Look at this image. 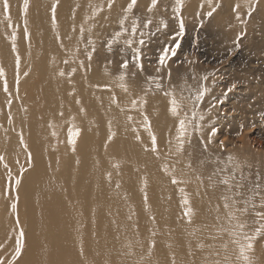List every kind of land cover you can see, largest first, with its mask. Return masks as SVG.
<instances>
[{"label": "bare ground", "instance_id": "6f19581e", "mask_svg": "<svg viewBox=\"0 0 264 264\" xmlns=\"http://www.w3.org/2000/svg\"><path fill=\"white\" fill-rule=\"evenodd\" d=\"M22 1L10 0L12 22L21 13ZM101 2L103 0H59L56 22L53 23L51 12H46L53 6V2L29 0L28 27L34 28L33 43L41 49V52L31 50L29 56L37 57L36 65L47 74L45 78L37 75L44 100L43 115L38 124L33 116L31 121L25 118L20 124L22 128L29 130L28 135L23 136L30 142L35 167L27 174L28 180L22 182L18 192V224L17 213H11L8 197L0 195V245H3L0 248V259L5 260L7 264V257L10 259V254L13 256L15 250L13 239L18 237V231L23 229L24 234L27 231V245L26 253L19 260L20 264H170L173 257L175 264H216L217 261L220 264H240L233 252L234 243L226 238L224 233L217 232L219 224L215 206L220 202L223 186L208 187L207 183L210 182L207 177L216 167L214 161L217 156L225 160L228 155H232L236 162L241 164L245 174L251 178L249 183L253 180L264 184V86H260L264 84V77L255 82L247 78L263 75L254 69L258 65L253 67L249 62L264 63V36L262 40L252 41L255 32L264 33V27L251 23L255 21L253 19L264 18V0H260L256 11L249 17L251 21L245 24L238 21L236 13L233 15L230 10L231 4H240L241 19L244 21L247 18V8L244 10L243 5H247L243 0H224L225 3L217 11L219 22L220 14H228L230 29L224 33V42L228 43L230 38L237 37L243 31V38L237 39L239 47L247 49L250 45V50L255 49L262 55L250 59L248 70H244L245 75L241 72L229 74L230 85H241L237 97L234 98L235 102H223L224 106L220 108L219 101L225 96V90L217 86V93L209 99H204L203 104L199 105L204 120L200 122L201 130L193 133L191 140L199 139L203 135L207 141L211 128L218 131L212 138L207 152L202 150L200 139L197 142L192 140L191 145H197V154L194 153L197 156L196 162L191 157L186 158V149L181 155L167 157L165 154L168 139L173 138L175 143L178 121L168 111L167 98L161 92L155 91L154 85L151 86L152 90L147 92L148 103L138 106L139 110H132V121L127 119L125 108L132 99L143 96L149 88V82L143 72H139L133 64L129 66L128 82L131 87L125 93L118 82L108 78L111 74L119 75L118 60L114 63L109 60L112 62L110 65L108 57L101 52L99 62L91 61L90 65L89 62H84L85 67L78 66V58L71 53L77 48L78 53L85 51L86 54L91 50V46L84 47L80 44L79 28L83 25L84 38L96 37L100 31V18L98 15L92 19L89 17H92L96 7L101 6ZM147 2L150 3L149 0L145 3ZM128 3L130 0H114L108 15V18H111L108 25H113L109 24V21L114 23V19H121L125 15L124 9ZM185 11L186 14H194L196 21L193 23H197V3L192 2ZM222 25L218 23L217 27ZM74 27L76 31H73ZM12 31L10 22L0 9V65L7 71L9 86L12 85L10 75L14 74L15 68V53L11 50ZM234 43L225 45L233 47ZM97 46L95 44V47ZM234 46L237 48L236 43ZM23 47L22 37L17 41L19 53L23 52ZM220 48L223 49L224 46L221 45ZM63 54H67L69 61V74H66L70 75L71 69L76 68L74 75L61 77L59 67L57 70L51 69L50 61L54 58L65 61ZM40 56L42 58L39 60ZM176 72L175 69L171 74V84L175 86L178 98L181 94L186 97L189 94L184 92L185 86L175 77ZM132 73L136 75L133 77ZM162 77H165V72ZM163 80L167 86L169 80ZM2 85L0 80V109L7 112L9 109ZM97 85H100V88ZM104 85H108L111 90L101 88ZM144 85L147 86L146 89ZM113 95L117 103L112 102ZM233 96L234 93H229L226 98L231 101ZM212 104H216L212 110L216 114L209 116L206 110ZM184 105H189V101L185 100ZM13 108L14 105L11 112ZM218 110L222 111L221 114L217 113ZM141 111L151 120L152 130L158 138L162 153L161 159L145 152L141 142L135 139L132 129L138 128L143 144L150 143V137L142 127ZM61 112L63 116H60ZM68 117L71 122L74 117V121L80 122L79 126H82L80 142L75 145L74 152H69L71 154L59 151L46 157L44 144L41 140L40 143L38 141V125L39 129L46 131L45 135L51 136L50 125L66 123V120L70 121ZM6 120V116H0V122L5 124ZM108 122L114 125L113 131L116 133L111 142L107 141ZM5 125L9 129L6 133V144L1 145L0 141V147L3 149L0 151L5 154V163L12 168L17 148L18 156L24 158L25 153L19 149V142L13 137L11 127L8 123ZM63 125L60 126L61 129ZM241 125L243 134H240ZM1 133L3 131L0 130V138ZM48 141L51 143V137ZM220 141H224L223 150L219 147ZM190 160L192 167L188 168L186 165ZM201 161L205 163L201 164ZM117 164L119 167H115ZM165 164L170 170H175L177 178L187 183L172 184L169 175L162 170ZM192 168L201 173L202 184L197 180L198 174ZM55 170L59 172V176ZM0 173L5 175L1 163ZM0 177L4 178L2 175ZM4 187L1 180L2 192ZM180 188L185 189L194 210L190 223L183 215L184 205ZM145 192L147 202L144 200ZM223 211L221 208V215ZM251 216L255 217L250 210L247 215L241 216V219ZM211 221L216 222V225H212ZM153 240L155 247L151 246ZM225 243L228 245L227 249L223 247ZM81 246L83 253L80 251ZM11 249L13 251L10 253Z\"/></svg>", "mask_w": 264, "mask_h": 264}, {"label": "rangeland", "instance_id": "374dc122", "mask_svg": "<svg viewBox=\"0 0 264 264\" xmlns=\"http://www.w3.org/2000/svg\"><path fill=\"white\" fill-rule=\"evenodd\" d=\"M51 3L53 2V5L56 3V0H50ZM143 1V0H142ZM145 2L148 0H144ZM150 3H145V2H140V0H137V4L136 6L133 8V11L128 15V20L125 22L124 27L129 28V30L131 29L132 26V22L134 20H138L139 21V27L137 29V38H139V33L140 31L144 30V25L147 22L148 18L152 19V25L149 26L148 31L150 33H155V29L157 27H161V31L158 33H155V35H146L144 37V39L146 40V44L142 47L141 51H142V57H143V64H144V71L143 73L145 74L146 77L149 76H162V73L167 71H170L171 74L174 73V70L176 69L177 72L175 73V77L177 78V80L179 81V83L183 86H185V91L184 92H188V94L192 93L194 94L195 89L198 87L199 83H203L205 84L209 89V93L205 96L206 98H211L213 95H215V93H217V86H220V88H223L225 90V92L227 91V88L230 87V82L228 81L229 79V74H231L232 72H241L242 74L245 75L244 70H248L249 65L248 62L250 61V59H256L259 56L262 55V53H258V51L254 50H250V45L247 49H243L240 47L234 48L235 43L233 44V47H228L225 44L228 43H233L236 42L237 39H242L243 36L238 35L237 37L234 36L233 38H230V41L224 42V33H226L230 28V23L227 20L228 14L227 13H222L220 14V22L217 20V11L219 10V8L222 6L224 2V0H212V5H209L206 0H184V9L181 13V15L183 16L184 19V23H185V35L183 37H178L177 41L180 42L181 44V48L177 51V56L173 57L171 60H169L168 65L166 67V69H162L161 72L158 74L156 72V68H157V60H158V56L160 54V49L162 46H164L165 41L167 40L168 43H171V39L170 36L172 35V33L178 29V22L176 19H174V14H173V7H174V2L175 0H159V3L157 4V7L152 11V12H148L147 9L151 4V0H149ZM192 2H196L197 3V23H193L195 20L194 14H186L185 9H187V7L192 3ZM243 2H245V0H243ZM204 4L203 9H200V5ZM114 4V3H113ZM112 4V5H113ZM219 5V7L216 9V15L215 12L213 13V15L211 17H208L206 15V13L208 11L211 10V7L215 6V5ZM108 0H103V2H101V6L99 7H103V11L100 12L98 14L99 18H100V24H99V33L96 34V37L94 39H91L89 36H86V38H84L83 40L79 39L80 44H83L84 47L87 46H91L88 44V40L91 39L93 41H95L96 43V51L92 54V60L93 62H99V55L101 54V52L106 55L108 57V64L112 65V62L114 63V61L116 62L117 60L120 62L119 65H121L123 60L126 59H130L132 56V51L131 48H127L124 44H123V40L126 39L128 37V34L125 33L121 38L120 41L113 44L112 46V51H108L107 47H106V42L109 41L113 34L117 31H120V24L119 21L122 19H114L113 21H115L114 23L109 21V24H113V25H108V20H110L111 18H108L109 13L112 9L108 8ZM236 4H231V13L234 15L235 12L233 11V7ZM21 10H20V15L19 17L16 18V20L9 21L10 22V27L12 28V24L17 25V41L18 39H22V37L24 38V47H23V52L19 53L20 57H21V64H20V68H19V94L18 95H14L12 97V103L14 105V108L11 112V120H9V111L5 112L2 109H0V116H6L7 120L6 123H8V125L11 127L12 130V135L13 137L17 138L18 142H19V134L22 132L23 135H28L29 130L28 129H24L22 128V120H24L25 118L28 119V121H31L32 116L36 119L37 124L38 121L40 120V118L43 115V106H44V100L43 97L41 96L42 93V88L39 84L37 75L45 78L47 76L46 73H44L43 71H41L39 69L38 64L36 65V62L38 60L37 57L33 56H29V52L31 50H34L36 52H41V49L39 47V45H36L35 43H33V34H34V28L31 27V29L28 27L27 24V30L28 32L31 34L30 38L26 35L25 31H24V13H23V1L21 2ZM245 8H247V6L243 5V9L245 10ZM242 9H240L239 11H241ZM256 11V10H255ZM46 12L50 13L51 12V8L46 10ZM254 14V12L252 13V15ZM202 16V17H201ZM204 16V17H203ZM253 17V16H252ZM251 18V17H250ZM249 16L247 15V18L244 19V24L247 21H251ZM161 19L167 21L168 23V28L164 29L162 27V25H160V21ZM200 19V20H199ZM222 20H224L223 22H221ZM255 21H251V23H253V25H260V27H264V18H259V19H253ZM255 22V23H254ZM193 23V24H192ZM218 23H222V26L217 27ZM109 26V27H108ZM241 27V26H240ZM221 31H224L223 33ZM39 34L41 35V32L38 31ZM262 36H264V33L261 32H255L254 34V38L252 41L255 40H262ZM233 40V42H231ZM40 44V43H38ZM218 45H222L224 46L223 49L220 48V46L218 47ZM136 44H133L132 47H136ZM85 52V51H84ZM81 52V53H76L75 56L78 58V61L83 60L84 62L88 63V60L86 59V55H84L85 53ZM74 53V52H73ZM71 53V54H73ZM65 55V54H63ZM67 55V54H66ZM64 56V60H67V56ZM250 55V56H249ZM258 56V57H257ZM249 57V58H248ZM256 57V58H255ZM42 58V56L39 57V60ZM32 59V60H31ZM10 60V57H9ZM30 60V61H29ZM111 60V61H109ZM187 61H191V63H188ZM11 62V61H10ZM15 63V61H14ZM106 63V62H105ZM106 63V64H107ZM51 64V69L52 70H57V68L59 67V71L60 69L62 71H64L65 75L69 74V67H68V63L65 64L63 61H60L59 58H54L53 60L50 61ZM63 64V65H62ZM132 63H129V66H131ZM251 66H256L258 65L256 68L254 67V69H256V71L259 70L260 73H262L263 75H259V77L256 78H250V76H247V78H249L251 81L255 82L258 80H261L264 77V64L263 62L261 63V61L259 63H250ZM256 64V65H255ZM1 66V65H0ZM15 67V66H14ZM262 67V68H261ZM4 68V67H3ZM261 69V70H260ZM5 72H6V76H7V80H8V75H7V71L4 68ZM262 71V72H261ZM27 72L28 75L25 76L23 73ZM68 73V74H66ZM15 75H16V68H14V74L10 75L11 76V80H12V85L9 86V90L12 92H15ZM110 75V74H109ZM204 75H208L209 79L205 82L202 81V77ZM117 76L118 75H113L111 74L110 77H108L109 79L113 80V81H117ZM193 77H195V79H193ZM3 77H0V80L3 82ZM166 80V78H165ZM164 80L161 81L162 84H164ZM129 88L131 87V83H129ZM230 86H229V85ZM260 86H264L260 85ZM100 88V87H99ZM103 89L106 90H111V88H105V87H101ZM147 86L144 85V89H146ZM241 88L240 84H236V87L233 89L232 92L230 93H234L235 96H233L232 100L230 101L229 99L226 98L225 96H222V100L219 101L220 104V108H222L221 106H224V103H228V102H235V99L237 96L236 94L239 93L238 90ZM185 94V93H184ZM229 94V93H227ZM132 95V92L129 94V97ZM224 95V93H223ZM112 100V99H111ZM5 102L7 103V94L5 97ZM12 105V106H13ZM213 105L215 107L216 104H212L210 105L206 112L208 113L209 116H213L214 114H216L215 112H213ZM128 106V105H127ZM118 108V106H117ZM211 108V111H209L208 109ZM126 109L127 115L131 116L132 114V109H131V105L129 104V106ZM222 111L218 110L217 113L221 114ZM68 119L70 121L66 120V123L63 122V124H54V127L50 128V135L51 136H47L45 134L46 131L43 130L42 128L39 129V125H38V141L40 143L41 142L44 144V152L46 157L49 156H53L55 153H59L62 152L64 154H67V152H74L72 150V145L68 142V130L70 127H72L73 123L75 124V126L77 128H79L81 130L82 126L80 125V122L77 123L75 121L71 122L70 117H68ZM71 123V124H70ZM3 123V121L0 122V130L3 131V133H1V145H5L6 144V139H7V130L9 129V127H7V125H5ZM63 125V128L61 129L60 126ZM109 125V122H108ZM41 127V125H40ZM111 128L112 131L114 130V125L111 123ZM109 129V127H108ZM53 131H55L56 135H53ZM247 132V131H245ZM51 137V143H49L48 138ZM81 139V131H80V135L77 139L76 145L80 142ZM25 140V139H24ZM193 142H197V138L192 139ZM191 140V142H192ZM200 141V140H199ZM25 143H27L28 148L27 150L23 149V147L20 145V143H18V145L20 146V150H23L25 155L24 158L18 156L17 154V150L15 151V155L13 157V167L11 168L8 165V168L11 170L13 177L17 178V173H20L19 178L21 179V184L19 185V188L17 190L16 185L13 183L10 189V195L8 194V187H7V180H6V169L4 167L5 165V161H0V163L3 165V168L5 169V175L0 173V175H2L4 178L0 177V181L2 180L4 182V190L3 192L0 190V195L4 196L5 198H7V200L9 201V206L11 209V204L14 202L13 201V197L16 196L17 191L20 192L21 187H22V182L27 181L28 177L27 174L30 173V171L33 170L34 166V162L33 159L31 160V163L28 162V156H27V152H31L30 149V142L25 140ZM67 145V146H66ZM185 149L186 152L188 153L187 157L188 159H190V157L192 158L193 161L197 160V156L194 154H197V145L195 147H193L191 144H185ZM104 148V147H103ZM63 151H61V150ZM0 150L2 151V147H0ZM203 150V148H202ZM0 151V155H5L4 153H1ZM32 154V153H31ZM71 154V153H69ZM205 155V154H204ZM206 156V155H205ZM5 157V156H4ZM192 160H190L192 162ZM17 161H19V163H17ZM196 162V161H195ZM193 169V168H192ZM193 170H195L196 174H198L201 177V173H197L196 169L194 168ZM58 176H59V172L58 171H54ZM246 176H248L247 174H245ZM249 178V177H248ZM248 180H251V178H249ZM253 181V180H252ZM251 181V182H252ZM250 182V183H251ZM208 187H212L211 184H208ZM259 197L256 198V202L259 203L258 201ZM19 202V201H18ZM18 202H17V206H18ZM8 203V202H7ZM11 213H12V209H11ZM257 218L254 216L249 217L248 219H241L242 222L245 223V232H248L249 234H252V232H254V230L259 227V223H255L254 221ZM204 221H208V220H204ZM212 225H216V222L211 221ZM219 224V227L221 225H223L224 227H227L226 225H228L227 223H225V221H217ZM229 226V225H228ZM19 232V231H18ZM27 233V231H25V234ZM226 236V238H228L231 241V238L229 236V234L227 232H223ZM17 237H15L13 239V241L15 242V239ZM24 240V248L23 251L21 253V255L19 257H15V250L13 252V256L12 254H10V259L9 256L7 257V264H12V260L15 259L17 264H20L19 260L22 258V256L26 253V245H27V239H25V235L23 237ZM13 250H10V253ZM233 252L235 253L234 255H239V248L238 245L234 244L233 246ZM7 254V253H6ZM253 264H264V239H261L260 237H257V240L255 241V247H254V251L249 253ZM240 262V264H243L242 261L238 260Z\"/></svg>", "mask_w": 264, "mask_h": 264}, {"label": "snow or ice", "instance_id": "6c2138e0", "mask_svg": "<svg viewBox=\"0 0 264 264\" xmlns=\"http://www.w3.org/2000/svg\"><path fill=\"white\" fill-rule=\"evenodd\" d=\"M206 2L209 5H212V0H206ZM114 3V0H108V8L111 9L112 4ZM159 3V0H151V4L148 7L147 11L152 12ZM245 3L247 5V15L251 17L252 13L256 10V7L259 5L260 0H245ZM137 0H130V3H128L127 7L124 9L125 15L122 17V19L119 21L120 24V31H117L113 34L112 38L106 42V47L108 51H112L113 44L120 41V38L127 33L128 37L123 40V44L127 48H131L132 56L130 59L123 60L120 65V73L117 76V81L119 84V87L127 93L129 91V63H132L134 67L139 71H144V64H143V57H142V47L146 44V40L144 37L146 35H155V33H158L161 31V27H157L155 29V33H150L148 31V28L150 25H152V19L148 18L146 24L144 25V30L140 31L139 38H137V29L139 27V21L134 20L132 22L131 29L124 27L125 22L128 20V15L133 11V8L136 6ZM59 6V0H56V3L51 7V20L53 23L56 22V11L57 7ZM11 4L10 0H0V9H2L3 14L6 16L8 21L12 20L11 16ZM30 7L29 0H23V13H24V31L26 35L30 38V33L27 30V15L28 10ZM204 4L202 3L200 5V9H203ZM219 7V5H215L211 7V10L206 13L208 17H211L213 13L216 11V9ZM184 9V0H175L174 7L172 9L174 14V19L178 22V29L175 30L172 35L170 36L171 43H168V41H165L164 46L160 49V54L158 56L157 60V68L156 72L159 74L162 69H166L169 60H171L173 57L177 56V51L181 48L180 42L177 41L178 37H183L185 35L186 29H185V23L183 16L181 15L182 11ZM240 4H236L233 7V11L236 13V19L238 21H241V23H244V21L241 19V13L239 11ZM103 11V7H96L93 10L92 17H89V19L94 18L96 15H98L100 12ZM160 25L164 29L168 28L167 21L161 19ZM13 31L11 33V50L15 53V68H16V75H15V92H12L9 90L8 80L6 76V72L3 68V66H0V77H3V85L2 90L5 94H7V107L9 109V120H11V107H12V97L14 95L19 94V68L21 64V57L19 54V51L17 49V25L12 24ZM73 31H76V28H73ZM84 32L85 29L83 25L79 28V36L80 39H84ZM245 32H241L240 35L243 36ZM70 38V37H69ZM237 47H239V42H235ZM88 44L91 45V50L86 52V59L89 62V65L92 60V54L96 51L95 47V41L89 39ZM133 44H136V47H132ZM61 47H63V43L61 42ZM79 52V48L75 50L73 55ZM188 63H191V61H187ZM65 64L69 63L68 60L64 61ZM79 67H85V63L83 60L79 61L78 64ZM76 68L71 69L70 75H74L76 72ZM107 70V69H106ZM25 76L28 75L27 72L23 73ZM65 75L64 71L59 72V76L63 77ZM133 77L136 75V73L131 74ZM167 78L169 80V84L165 86L161 83V81ZM195 79V77H193ZM209 79L208 75H204L202 77V81H207ZM147 81L149 82V88L146 90L145 94L143 96H140L138 98L132 99L130 102L131 109L132 110H139L138 106H143L148 103L147 101V92L151 91V86L154 85L155 91L161 92L168 100V111L172 117H174L178 121V128H177V134L173 138H169L167 141V144L165 146V154L167 157H171L173 155H181L185 151V144H191V136L193 133L199 132L202 128L201 121L204 120V115L199 111V105L203 104L205 96L209 93L210 89L203 83H199L198 87L195 89L194 94L190 93L188 96L180 95V97H177L176 88L171 84V72L167 71L165 77L162 76H149L147 77ZM97 87H100V85H97ZM105 88H109L108 85H104ZM236 87V84L233 83L230 87L227 88V91L224 93V95H227V93H230L233 91V89ZM183 92V89L181 90ZM188 100L189 105L185 106L184 101ZM112 102L117 103L115 96H112ZM77 103H79V100H77ZM214 107V105H213ZM187 109V110H186ZM123 110V109H122ZM211 111V108L208 109ZM83 111V109H81ZM142 115V127L147 131L149 137H150V143L148 145L143 144V141L141 139V136L139 134L138 128H133L132 131L135 134V139L137 141L141 142V146L143 147V150L145 152L152 153L156 159H161V150L159 148L158 144V138L155 134V132L152 130V124L151 120L149 119L148 115L141 111ZM60 116H63V112L60 113ZM74 121V117L72 118ZM127 119L129 121L133 120L132 116H128ZM50 127H54L53 125H50ZM109 135L107 137V141L111 142L114 137L116 136V133L112 131L111 128V122H109ZM191 129V131H190ZM80 129L75 126L73 123L72 127L68 130V142L72 145V150L75 151V145L77 142V139L80 135ZM218 129L211 128L208 133L207 141L204 140L203 135L199 137L202 148L204 152L208 151L209 144L212 141V138L215 137ZM53 135H56L55 131L52 133ZM240 134H243V125H241V131ZM19 143L23 147V149L27 150L28 145L25 143L23 133L21 132L19 134ZM107 147V145H105ZM219 147L221 150L224 148V141L219 142ZM28 156V162L31 163L32 160V154L31 152H27ZM5 157L3 155H0V161H4ZM19 163V161H17ZM201 164L205 163V161H201ZM214 163L216 164V167L212 171V173L207 177L209 180L211 186L215 187L216 185L223 186V191L220 196V202L216 204V220L220 221L221 219L225 220L226 223L229 225V227H224L221 225L218 229V233L227 232L231 238V242L238 245L239 248V255L237 257L238 260L242 261L243 264H253V261L249 255L250 252L254 251L255 247V241L257 240V237H260L261 239H264V184L252 181L251 183L248 182V176L245 175L244 170L242 169V166L240 163L236 162L235 158L232 155H228L225 160H221L219 156L216 157ZM188 168L192 167L191 161L188 162L186 165ZM7 173V187H8V194L10 195V189L12 184L14 183L17 187V190L19 188V185L21 184V179L19 178L20 173H17V178L13 177V174L11 170L8 168L7 163L4 165ZM115 167H119V165H115ZM163 172L168 174L171 183L175 185L187 183L186 181L180 180L175 175V170L171 169L170 167L165 164L162 168ZM108 179L111 180V173H108ZM197 180L200 181V183H203V179L198 175ZM119 187V185H117ZM144 187L147 188V179L144 180ZM180 192L182 193V204L184 205V212L183 215L188 218V222H191L192 216L194 214V210L191 206V201L188 197V194L186 193L184 188H180ZM259 197V203L257 204L256 198ZM147 193L144 194V200L147 202ZM19 200L18 191L16 196L13 197V203L11 204V209L13 213H17V202ZM221 208H223V215H221ZM259 209V210H257ZM255 215L257 218L254 222L259 223V227H257L252 234H249L248 232H245V223L241 221V216L247 215L249 211ZM154 219V217H153ZM16 223H19L18 219V213H17V219ZM24 231L23 229L19 230V235L15 240V257H19L23 251L24 248ZM155 235V233H153ZM215 238V237H213ZM152 247H155V241L153 240L151 243ZM3 245H0V248H2ZM203 247V245H201ZM225 249H227L228 245L225 243L223 245ZM81 253H83V247L81 246L80 249ZM227 259V258H226ZM0 264H6V261L3 259H0ZM12 264H16L15 259L12 260ZM170 264H175V258L173 257ZM216 264H220L219 261L216 262Z\"/></svg>", "mask_w": 264, "mask_h": 264}]
</instances>
